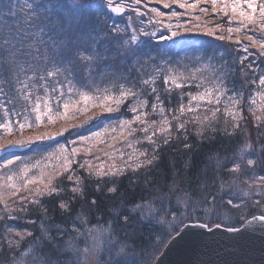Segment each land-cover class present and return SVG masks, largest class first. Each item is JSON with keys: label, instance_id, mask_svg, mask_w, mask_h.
Instances as JSON below:
<instances>
[{"label": "snow or ice", "instance_id": "snow-or-ice-1", "mask_svg": "<svg viewBox=\"0 0 264 264\" xmlns=\"http://www.w3.org/2000/svg\"><path fill=\"white\" fill-rule=\"evenodd\" d=\"M157 2L164 8L175 4L185 10L165 14L157 8L149 9L152 15L148 16L147 24L160 26L169 33L160 35L159 39L173 40L181 31L197 29L217 40L241 46L235 52L246 55H237L229 62L225 56H232L233 52L228 48L220 51L218 67L211 69V80L198 76L200 69L191 73L179 71L163 56L162 63L155 64L148 73L144 71L141 58L155 61L156 57L145 54L142 49L146 41L140 37H154L157 32L135 28L130 23L125 27L115 21L109 23V13L124 14L126 9L135 12L137 17L147 15L138 7H132L140 5L141 0H131L128 4L123 0H0V110L9 117L0 122V130L6 135H20L19 139L0 144V151L25 148L67 130L23 135L26 128L39 129L45 121H70L83 115L86 119L80 125H72L81 127L98 118L94 110L98 109L100 114H119L115 127L105 128L104 133L81 136L83 147L68 150L61 145L58 153L48 157L49 161L54 159L55 164L36 160L23 164L18 171L3 178L0 205L8 215L0 216V221L18 219L11 216L12 211L31 212L29 205H35L40 231L39 235L27 230L14 231L5 223L6 231L0 233V257H3L0 264H64L66 252L73 251L75 255L79 251L75 246L81 237L85 243L91 240V249L85 247L83 251H95L104 264H147L145 259H134L133 238H139L138 232L150 225L158 235L169 238L170 246L193 226L194 215L199 218L207 213L218 214L226 196L228 206L234 205V196L240 199L235 205L238 209L259 206L261 214L253 216L252 220L264 223V175L257 176V173H264V132L260 131L264 128V67H261L264 65V0ZM201 4H210L211 13L227 18L228 26L201 24L200 15H195L187 24L179 23L185 13L198 10L207 15L209 8L200 7ZM173 18L177 21L175 28ZM131 20L129 16L128 21ZM144 23L141 19L140 25ZM241 35L248 43L241 40ZM250 48L256 51L250 52ZM250 56L254 59L249 60ZM257 69L260 74L255 76ZM238 75L243 84L258 85L259 102L249 96L250 102L246 103L243 86L239 90L229 87ZM245 109L251 114L255 133L247 131L231 154L220 155L223 144L216 149L214 157L206 154V160L214 159L215 163L211 169L205 166L197 176L201 187L198 199L193 200L191 193L185 192L184 198H177V206L173 207L172 196L179 191L175 180L171 186L161 185L160 195L152 199L141 198L137 202L128 198L127 191L136 190L141 173L145 183L151 186L148 174L153 168H159V153L173 142V133L176 134L175 143L180 144L183 139V148L189 151L193 150V145L187 142L190 135H194L200 145L215 144L218 137L233 140L249 122ZM90 111L93 114L88 116ZM221 115L224 117L222 128L217 126ZM13 116L15 120L11 119ZM190 125L193 126L191 133ZM109 132L115 134L110 141L102 139ZM157 137L162 140L158 142ZM145 142L149 147H136ZM99 144L105 145L98 151L106 160L95 155L100 161L95 164L88 157L93 156V149ZM117 144L122 147L117 148ZM123 147L131 152H125ZM81 154L83 161L77 159ZM18 160L19 156L7 159L0 167L8 168ZM190 167L189 159L185 168ZM223 173L231 180L228 191L209 192V184L224 189L227 181L221 182ZM246 175L248 178L242 180ZM125 179L129 180L127 188ZM100 197L111 202L109 229H92L85 234L75 228L76 222L72 221V230L77 233L72 236L67 228L55 223L51 213L58 211L62 223H67L77 201L81 202V211L76 213V219L86 223L82 210L97 207ZM13 204H19V208L14 209ZM208 204L213 207L205 208ZM179 205L183 206L185 215L176 223ZM185 219L189 223L185 224ZM29 222L33 226L36 224V221ZM244 222L251 223L247 219ZM199 226L207 228L209 224ZM109 231L112 235L105 245L104 233ZM229 231L240 232L241 229L229 228ZM121 233L126 237L123 240L117 239ZM65 236H69L67 241ZM25 244L27 250H24ZM105 247L106 252L102 250ZM151 259L152 254H149L148 260Z\"/></svg>", "mask_w": 264, "mask_h": 264}, {"label": "trees", "instance_id": "trees-1", "mask_svg": "<svg viewBox=\"0 0 264 264\" xmlns=\"http://www.w3.org/2000/svg\"><path fill=\"white\" fill-rule=\"evenodd\" d=\"M125 4L131 3V0H123ZM144 2V3H143ZM141 4H144V10L145 13H147L148 16H151L152 13L149 11L151 8H157L160 11L164 12L165 14H170L172 9V6L179 12H185L184 9L178 8L175 4H172L170 8H164L162 3H158L156 1H150V0H141ZM140 5H133V7H139ZM200 7H207L209 8V13L207 15L201 14L198 10L195 12L191 13H185L183 17H181L179 23L181 24H187L189 20H192V18L195 15H200L201 16V24L207 22L210 25H214L217 23L223 24L224 27L226 28L227 25V18L224 17H219V16H214L211 13V5L210 4H201ZM143 10V9H142ZM111 13H109L110 15ZM148 16H143L140 17L139 19H143L145 21L144 24H147ZM139 20V23H140ZM194 22V21H193ZM173 27L175 28V25L177 21L173 18ZM146 27L147 25H142ZM152 26V25H150ZM150 29V30H149ZM146 30V28H145ZM147 30H158L157 35L154 36L153 38H150L146 41V43L143 45V51L145 52L146 55H150L148 52H150V46H155L158 47V45H161L162 40L159 39L160 35H168L169 33L166 32L162 27L160 26H152L149 27L147 26ZM183 33V31H181ZM181 33L178 35L180 36ZM184 37H190V36H195L197 35L198 37H206L210 42L212 41H218L219 43L225 44V46H234L230 41H220L215 39L212 36H208L204 34L202 30H197L193 29L190 32H184ZM178 38V37H177ZM243 40V39H241ZM245 40V39H244ZM245 43H248V41H244ZM166 47L169 46V48L174 47V43L170 41L165 43ZM240 47V46H239ZM167 50H163L164 54ZM180 52V51H179ZM155 53V52H154ZM153 53V54H154ZM161 54V53H160ZM156 55V54H155ZM159 55V52L158 54ZM160 56V55H159ZM179 53L176 51L174 58L178 57ZM259 60V59H258ZM259 62V61H257ZM187 90V86H186ZM193 91H197L199 89H192ZM179 91V90H177ZM186 103V98L185 101ZM118 114V113H113L111 115ZM201 114H203V111H201ZM119 115V114H118ZM106 118H110V114H103L101 115L99 113V117L96 119H93L87 124H84L83 130L84 133H89L90 131H94L104 124V121ZM151 118H157V117H151ZM5 119H8V116L0 110V122H3ZM11 119L15 120L16 117L13 116ZM223 121L224 117L221 115L220 121L218 123V127H223ZM246 126H249V122L241 129L240 135H238L235 139L233 140H222L220 137L217 138V142L215 144H205V145H200L197 142V138L194 135H190L189 140L187 141L188 143H191L193 145V150L189 151L183 148V139L181 140L180 144L175 143V133H173V142L169 144L168 146L164 147L163 151L159 153L160 155V165L159 168H153L151 172L148 174V181L150 182L151 186H148L144 179H143V173H141V176L137 182V187L135 191H127V196L131 200L139 201L141 198L143 199H152L153 197L159 196L160 195V186L161 185H168L171 186L172 181L175 180L176 184L178 185L179 191L172 196V203L173 207L177 206V198L183 199L184 198V193L185 192H190L192 195L193 200L198 199L201 195V187L200 181L197 179L198 174L201 172V170L207 166L209 169H211L214 166V159L213 160H206V154L212 155L213 157L215 156V151L216 149L220 148V145L223 144L224 147L220 148V155L222 156L225 152L231 154L233 153L236 145L241 141L243 136L247 133L249 127L247 128ZM91 128V129H90ZM189 131L190 133L193 131V126H189ZM261 132H264V128L260 130ZM2 130H0V134H2ZM208 135H211V132H207ZM138 136V135H137ZM158 142L162 140V138L157 137ZM138 146H143V147H149L146 146L145 143L138 145ZM191 160V167L190 168H185V163L188 160ZM261 175H264V173H258ZM247 176L242 177V180L246 178ZM227 181V184H225L224 189L220 190L219 185H211L209 184L208 191L209 192H217V191H223L226 192L228 191V184L231 183V180L229 179V176L227 173H223V181ZM189 182H191L192 186L189 187ZM129 185V180L125 179L124 180V186L127 188ZM166 191V189H165ZM91 196V193L89 194ZM227 196L225 197V201L227 200ZM235 202H240V199H237L236 197L233 198ZM80 201H77V203L73 206V214L71 215L70 219L68 220L67 223H62L59 212L51 213L55 217V223L61 224L62 227L67 228L68 232L70 235L75 236L77 235L76 232H74L73 229V224L72 221H75V228L79 229L80 231L86 232L88 231L89 228H95L102 226L103 228L109 227L110 226V207H111V202L104 199L103 197H100L98 200V206L92 208L91 210L85 208L83 209V214L87 218L86 223H80L79 220L76 219V213L80 212L81 209L79 207ZM225 202H221L220 207L224 205ZM250 203V202H249ZM18 209L19 204L16 206ZM180 207V213L179 215H182V212H184L183 206L179 205ZM205 208H211L213 207L212 204H208L204 206ZM29 208L32 209L33 211L27 212V213H22L19 212L18 210L13 212V217H18V219H7L6 221H0V233H3L6 231V229L3 227L5 223L10 224L14 231H32L34 234L39 235V225L40 221L37 219L38 213H34L35 210V205H29ZM1 216H7V213H1ZM261 214V210L256 207H241L237 208V211L234 214H231L229 221L225 223L223 220L218 219V217L212 216L208 217L207 214L200 215L199 218L197 216H193L192 221H201L204 223H208L210 226L220 224L224 225L227 227H238L244 223V219H249L255 215ZM184 219V216H182ZM242 217L244 219H242ZM169 220L172 218L169 217ZM29 221H36L35 226H33L32 223ZM9 222V223H8ZM185 223L188 222V220L184 221ZM183 225H180L182 227ZM116 227H119L117 225ZM138 237L139 238H133L135 240V247H136V254L134 259H138L139 257H143L148 259L149 254H154L156 251L155 256H158V254L162 251L163 247L168 241V237L166 235H158L153 228L149 225L145 228H143L140 232H138ZM126 237L124 236L123 233L119 235L117 239H125ZM28 238H26L27 240ZM64 239L67 241L69 239V236H65ZM83 242V241H82ZM80 242V244H82ZM27 249V244H25V249ZM143 253V256L141 255ZM3 257H0V260H2ZM72 258H71V252H66L64 255V264H72L71 263Z\"/></svg>", "mask_w": 264, "mask_h": 264}, {"label": "rangeland", "instance_id": "rangeland-1", "mask_svg": "<svg viewBox=\"0 0 264 264\" xmlns=\"http://www.w3.org/2000/svg\"><path fill=\"white\" fill-rule=\"evenodd\" d=\"M150 1H156V0H150ZM138 8L140 9L141 12H145L144 4H140V6ZM171 10L177 11L173 6H172ZM110 16H111V20L109 21V23H111L112 21H115L121 27H125L129 23L131 24L132 27H135V28L144 27V26L140 25V23H139L140 17H137L136 13L131 11L130 9H126L124 14L117 15V14L111 13ZM129 16L132 17L131 21H128ZM145 16H148V15H145ZM143 25H147L149 27H152L148 24H143ZM147 26L144 27V28H146V30H147ZM151 31H153V30H151ZM155 31L158 32V30H155ZM129 32H131V28H129ZM184 36L185 35L183 32V33H181L180 36L174 37L173 40H162L161 45H158V47L150 46L151 47L150 52H148V53L152 56H155L156 60L155 61L145 60V58L142 57L141 58V64L144 65V71L151 73L155 64L162 63L161 57L163 56L164 58L168 59L170 61V65L175 67L177 70L184 71L186 73H191V72L196 71L197 69H200V71L197 72V75L198 76L203 75V76L207 77L208 80H211L212 79L211 69H212V67H218V61L220 60L218 53L220 51H222L225 48H228V50L230 52H233L232 56H225V59H227L229 62H231L233 59H235L237 55H239V56L246 55L243 52L236 53L235 50L237 48H239V46L235 45V44H234V46H227V45L225 46V44H223V43L221 44L218 41L210 42L206 37L202 38V37H198L197 35H195V36L192 35L190 37H184ZM150 38H153V37L141 36L140 40L147 41ZM241 39H243L242 40L243 42L245 41L243 35H241ZM168 41H170V43L173 42L174 47L173 46H172V48H169V46L166 47L165 43ZM163 50H167V51L164 54H162ZM176 51L179 53V56L174 58ZM249 51L254 53L256 50L253 48H250ZM158 52H159L160 56L157 55ZM252 59H254V58L252 56H250L249 60H252ZM257 61H259L258 59L256 60V63H259ZM254 67H255V65H254ZM261 67H264V65H261ZM259 74H260L259 69H257L255 76H258ZM252 78H254V77H252ZM209 86H211V85H209ZM233 86L237 90L241 89V87L243 86V91L245 93L246 103L250 102L248 100L249 96L255 97L257 99V101L259 102V97L256 96V92L258 91V85L257 84H243L242 78L238 75L237 79L233 83L229 84L230 88ZM202 90L203 89H199L197 91H202ZM222 106L223 105H221V107ZM94 111H96L98 113V117H99V110L97 109ZM201 111H203V106L201 108ZM92 114L93 113L91 111L89 113H87L88 116H91ZM103 114H109V113H103ZM103 114H101V115H103ZM245 114L248 116V119H249V126H246L247 128L249 127L248 131L251 130L253 133H255L256 129L253 127L251 114L247 112V109H245ZM117 117H118V114H114V115L110 114V118H106L102 127L98 128L94 131H90L89 133H84V130H83L84 125L81 127H73L72 126V125H80L81 122L84 119H86V116H83V115L79 116L75 120H70V121L60 120V121H57L56 123H48L47 121H45L39 127V129H37L35 127L26 128L24 131V134H23L25 137H27L29 135H35V134H37V132H39V133H44V132L57 133V132H61V130L65 129V128L67 130L63 131L62 135H55L52 139H45L42 141H36L32 145L23 148V150H21L19 152L8 153L7 156H5L3 159L0 160V166H2L6 162L7 159H14L15 157L19 156L20 160H18L16 162V164L10 165L8 168L0 167V182H2L3 178H6L7 175H11L13 172L18 171L19 167H21L25 163H34L36 160H40L42 162V164H50V165L55 164L56 161L54 159L49 161L48 157L51 153H58L61 145L66 147L68 150H71L73 147H83V145L80 144V137L81 136H92L93 133H97V132L104 133L105 128H110V127L116 126ZM156 119H159V117H157ZM112 135H115V134L111 133V132L105 133L102 136V139H105L106 141H110ZM137 135L142 136V133H137ZM19 138H20L19 133H13L12 135H6L2 132V134H0V144H6L7 140H16ZM73 141H76V143L75 144L72 143ZM145 145L148 146L146 142H145ZM116 147L121 148L122 145L117 144ZM136 147L143 148V146H138V145H136ZM103 148H105L104 144L97 145V147L93 149V153H94L93 156H89L88 159H92L93 163L98 164V163H100V161L95 159V155H100L101 160H106V158L103 156V154L98 151L99 149H103ZM123 150L125 152H131V149H128L126 147H123ZM77 159L83 161V159H84L83 154L78 156ZM74 167H75V165H74ZM48 170H51V168L49 167ZM35 171L36 170H33V172H35ZM31 174L32 173H30V175ZM259 175H261V174L257 173V176H259ZM246 176L247 177L244 179L248 178V175H246ZM241 179H242V177H241ZM239 186L241 188H245V189L247 188V185H244V184H239ZM232 191L235 192L236 189L233 188ZM233 198H235V196ZM255 198H259V197H255ZM239 203L240 202L234 201L233 206H228L226 204V201H225L224 205L219 208L218 214H217V212H212V213H207V215H208V217H212V216L218 217V219L223 220L225 223H227L229 221L231 214H234L237 211V208L235 207V205L239 204ZM17 205L18 204H13L12 207L14 209H16ZM256 207H258L260 209L259 206H256ZM2 212L6 213L3 209V205H0V216L2 215L1 214ZM13 212L14 211L11 212L12 217H13V215H12ZM184 215H185V213L182 212V215H179L177 217L176 223H179V220L183 219L182 216H184ZM92 229H97V230L109 229V227L103 228L102 226H99V227H95ZM92 229L89 228L88 230H92ZM86 234H87V232H86ZM110 235H112V233L110 231L104 233V244L105 245H107L108 237ZM80 242H82V244H80ZM75 247H77L79 249V251L75 255L73 254V251H69V252H71V258H72L71 263L72 264H77V261H79V264H104V261L100 260L98 258V254L95 251H92V250H90L89 252L83 251V249L85 247H89L91 249V240L90 239L88 240L87 243H85L84 238L81 237L78 245H76ZM102 250L106 252V247L103 248ZM155 254H156V251L152 255L151 260H148V259L143 258V257L142 258L139 257L137 259V261H139L140 259H145L147 261V264H154V261L157 257V256H155Z\"/></svg>", "mask_w": 264, "mask_h": 264}, {"label": "water", "instance_id": "water-1", "mask_svg": "<svg viewBox=\"0 0 264 264\" xmlns=\"http://www.w3.org/2000/svg\"><path fill=\"white\" fill-rule=\"evenodd\" d=\"M21 150L23 148L0 151V159ZM247 220L251 223L244 222L238 227L216 224L207 228L199 226L203 222L192 221L193 226L182 239L170 246L167 241L154 264L157 261L158 264H264V223L253 221L252 217ZM229 228L241 231L233 232Z\"/></svg>", "mask_w": 264, "mask_h": 264}, {"label": "bare ground", "instance_id": "bare-ground-1", "mask_svg": "<svg viewBox=\"0 0 264 264\" xmlns=\"http://www.w3.org/2000/svg\"><path fill=\"white\" fill-rule=\"evenodd\" d=\"M201 222V221H200ZM204 223V222H203Z\"/></svg>", "mask_w": 264, "mask_h": 264}]
</instances>
